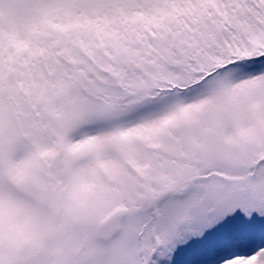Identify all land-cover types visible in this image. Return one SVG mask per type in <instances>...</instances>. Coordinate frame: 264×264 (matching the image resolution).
I'll return each instance as SVG.
<instances>
[{"label": "snow or ice", "instance_id": "1", "mask_svg": "<svg viewBox=\"0 0 264 264\" xmlns=\"http://www.w3.org/2000/svg\"><path fill=\"white\" fill-rule=\"evenodd\" d=\"M0 264H264V0H0Z\"/></svg>", "mask_w": 264, "mask_h": 264}]
</instances>
